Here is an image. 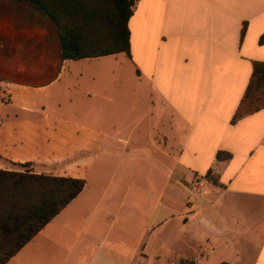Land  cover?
<instances>
[{
	"label": "crops",
	"instance_id": "obj_1",
	"mask_svg": "<svg viewBox=\"0 0 264 264\" xmlns=\"http://www.w3.org/2000/svg\"><path fill=\"white\" fill-rule=\"evenodd\" d=\"M38 14L3 59L58 70L0 79V169L85 185L8 264H264V108L232 122L264 0H137L129 54L79 60Z\"/></svg>",
	"mask_w": 264,
	"mask_h": 264
},
{
	"label": "trees",
	"instance_id": "obj_2",
	"mask_svg": "<svg viewBox=\"0 0 264 264\" xmlns=\"http://www.w3.org/2000/svg\"><path fill=\"white\" fill-rule=\"evenodd\" d=\"M25 4L57 27L60 56L79 60L129 54L128 21L137 0H9ZM264 108V62L252 74L232 122ZM218 153L217 158H228ZM28 168V164L23 165ZM206 178L219 185L211 173ZM84 180L0 169V264L8 262L83 190ZM179 264H195L182 260ZM226 264V263H224Z\"/></svg>",
	"mask_w": 264,
	"mask_h": 264
},
{
	"label": "rangeland",
	"instance_id": "obj_3",
	"mask_svg": "<svg viewBox=\"0 0 264 264\" xmlns=\"http://www.w3.org/2000/svg\"><path fill=\"white\" fill-rule=\"evenodd\" d=\"M7 13H11V15L7 16ZM38 13L25 4L0 0V79L39 82L49 79L57 72V65L19 66L10 65L7 60L3 59L12 48L35 47L37 38L50 36L48 30L40 22ZM46 52H50V50ZM24 170L29 169L24 168ZM138 181L141 179L139 178ZM127 244L133 248L136 242L128 241Z\"/></svg>",
	"mask_w": 264,
	"mask_h": 264
}]
</instances>
